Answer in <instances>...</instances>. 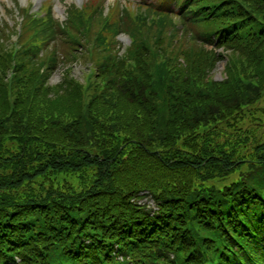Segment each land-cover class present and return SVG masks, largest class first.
I'll return each mask as SVG.
<instances>
[{
    "label": "trees",
    "instance_id": "1",
    "mask_svg": "<svg viewBox=\"0 0 264 264\" xmlns=\"http://www.w3.org/2000/svg\"><path fill=\"white\" fill-rule=\"evenodd\" d=\"M18 9L15 41L0 22V264H264V0ZM76 46L90 74L50 82Z\"/></svg>",
    "mask_w": 264,
    "mask_h": 264
},
{
    "label": "rangeland",
    "instance_id": "2",
    "mask_svg": "<svg viewBox=\"0 0 264 264\" xmlns=\"http://www.w3.org/2000/svg\"><path fill=\"white\" fill-rule=\"evenodd\" d=\"M19 1L20 4H26L28 0H19ZM70 1L80 2L81 0H64V2H70ZM53 2H54V8H53L54 15L59 18H63V14H64L63 0H53ZM15 9L16 6L15 3H13V0H0V22L3 23L2 28L5 34V38L3 42H7V36L11 33V26L19 24V17L16 16L17 12H15ZM9 38L10 40H15L16 35L11 33L9 35ZM58 45H60L58 42H54L52 47ZM76 48L79 51H74V52L75 53L79 52L78 53L79 57L77 56V59H71V60L65 57L64 60H62V62L57 65L56 69L54 70V73L50 78V82L57 83L62 78V75L66 70H69L73 74V76L78 78L80 81L82 80L84 73H86L88 69L87 68L88 61L85 57V54L81 53V48L79 46H76ZM63 51L64 48L61 47L59 53L61 54ZM226 61L227 58H223L222 60L217 61V63L214 65V68L211 70L212 79L218 80L221 79V77L223 78ZM141 201L147 202L150 206L152 205L151 204L152 200L149 197L146 199H142Z\"/></svg>",
    "mask_w": 264,
    "mask_h": 264
}]
</instances>
